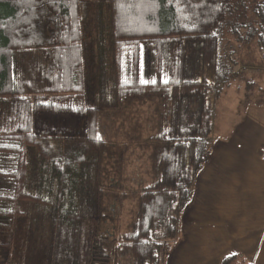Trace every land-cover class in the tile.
<instances>
[{"label": "trees", "instance_id": "16d2710c", "mask_svg": "<svg viewBox=\"0 0 264 264\" xmlns=\"http://www.w3.org/2000/svg\"><path fill=\"white\" fill-rule=\"evenodd\" d=\"M230 32L264 64V0H0V140L16 143L0 146L15 158L0 264H34L40 249L41 264H164L211 153L215 103L237 75V56L222 55ZM148 102L154 133L129 142L151 148L153 180L133 187L135 216L119 234L105 192L116 187L118 214L128 195L106 164L119 167L129 144L104 139L100 118Z\"/></svg>", "mask_w": 264, "mask_h": 264}, {"label": "crops", "instance_id": "0c3cea01", "mask_svg": "<svg viewBox=\"0 0 264 264\" xmlns=\"http://www.w3.org/2000/svg\"><path fill=\"white\" fill-rule=\"evenodd\" d=\"M247 95L241 115L213 133L164 264H264V98Z\"/></svg>", "mask_w": 264, "mask_h": 264}, {"label": "rangeland", "instance_id": "374dc122", "mask_svg": "<svg viewBox=\"0 0 264 264\" xmlns=\"http://www.w3.org/2000/svg\"><path fill=\"white\" fill-rule=\"evenodd\" d=\"M237 36L238 35L233 34V32L228 33L225 37V42L228 44H226V46L222 45V55L227 56L229 54L231 56H237L235 59H239V62L232 66L233 73H237V75L235 76L234 74L230 78L226 88L224 89V95L221 94L220 98L216 101L215 126L211 136L212 145L215 144L213 133L217 130V128L221 129L222 132V124L229 125L231 120L240 116L241 113L239 112L244 110V103H238L237 100L240 98H247V93H251L253 95V99L254 97L264 98V64H260V62L256 60V44L254 41H251L247 45L241 44V40H239ZM153 53V49L150 46L142 45L140 79L144 83L153 82L155 77ZM244 55H248L251 62L244 61L246 60H243ZM130 59V52H126L125 56H123L122 62V77L125 82H127L130 77ZM166 78L167 74L164 71L163 80H166ZM154 103L155 102L153 101V104ZM231 104H235L232 106L233 108L230 107ZM153 106L154 105L149 102L147 104L128 106V108L124 110L123 114L110 115L109 117L103 116L100 118V134L103 135L104 139L112 143H121L122 141H126L129 144V149L124 155L123 163L119 167H116L113 159H109L106 164L107 171L111 173L110 177H115L116 172L120 174L119 181L122 184L125 193L128 195V198L123 202L118 214L117 206L115 204L118 195L116 187L112 189L107 188L105 192L106 204H108V202L109 204L113 202L115 205V207L113 205V207H110L111 210L109 211V215H112L114 221L112 220L109 226L111 230L114 229L116 231V228L119 229V234L128 232L130 223H132L135 216L136 197L133 196V187L148 186L153 180L151 167L153 160L150 156L151 148H146L141 142H129L131 137L140 139L143 142L147 136L154 133L155 121L151 119L153 118L152 115L154 113ZM222 110L226 117L224 120H222ZM3 111L4 107L0 106V130L7 131L8 127L2 124L4 119ZM215 137H218V134H215ZM15 144L16 143L13 141L0 140V146H15ZM14 166V155L0 154V196L8 195L12 191L13 181L10 177H8V174L14 171ZM9 208L10 206L7 202L0 201V211H6ZM35 210L37 209H34V207H27V211L30 213ZM41 210L42 212H46V209L42 208ZM6 224L7 219L0 218V241H3V239L7 236L8 229L6 228ZM42 241H44V239H42ZM41 254V249L40 252L38 250L36 251L34 256L38 259L35 258L36 260L34 264L42 263L40 258L43 255ZM123 264L129 263L123 261Z\"/></svg>", "mask_w": 264, "mask_h": 264}]
</instances>
